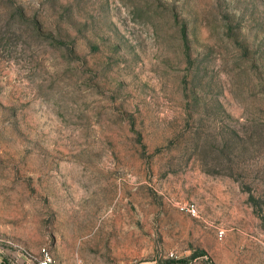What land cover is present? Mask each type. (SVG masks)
Masks as SVG:
<instances>
[{
	"label": "rangeland",
	"instance_id": "rangeland-1",
	"mask_svg": "<svg viewBox=\"0 0 264 264\" xmlns=\"http://www.w3.org/2000/svg\"><path fill=\"white\" fill-rule=\"evenodd\" d=\"M42 247L264 264V0H0V256Z\"/></svg>",
	"mask_w": 264,
	"mask_h": 264
},
{
	"label": "built area",
	"instance_id": "built-area-1",
	"mask_svg": "<svg viewBox=\"0 0 264 264\" xmlns=\"http://www.w3.org/2000/svg\"><path fill=\"white\" fill-rule=\"evenodd\" d=\"M187 209L191 212H195V206L191 203L187 205ZM42 257L37 260V264H54L51 256L45 247L41 248ZM0 264H10L2 256H0Z\"/></svg>",
	"mask_w": 264,
	"mask_h": 264
},
{
	"label": "trees",
	"instance_id": "trees-1",
	"mask_svg": "<svg viewBox=\"0 0 264 264\" xmlns=\"http://www.w3.org/2000/svg\"><path fill=\"white\" fill-rule=\"evenodd\" d=\"M181 260V259H180ZM183 260V259H182Z\"/></svg>",
	"mask_w": 264,
	"mask_h": 264
}]
</instances>
